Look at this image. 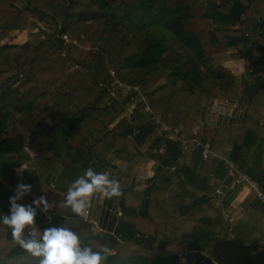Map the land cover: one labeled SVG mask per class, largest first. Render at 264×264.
<instances>
[{"label": "trees", "instance_id": "trees-1", "mask_svg": "<svg viewBox=\"0 0 264 264\" xmlns=\"http://www.w3.org/2000/svg\"><path fill=\"white\" fill-rule=\"evenodd\" d=\"M262 14L264 0H0V29L31 30L41 20L52 30L39 44H0V215L16 183L25 181L33 188L23 203L45 195L65 206L44 212L41 205L32 230L71 226L83 245L110 249L105 264L248 262L250 245L230 238L235 225L225 223L216 196L205 193L216 175L222 180L214 189L222 185L226 195L233 180L224 162L203 158L195 142L184 148L183 140L210 142L264 190ZM58 24L79 41L65 56L53 40ZM241 43L250 45L248 68L235 73L216 56ZM115 78L140 86L148 114H129L131 91L111 95ZM201 94L231 102L249 95L245 121L197 127ZM153 118L179 127V138L155 134ZM147 139L157 166L139 188L131 161ZM118 161L126 167L111 178L125 196L122 219L114 233H96L64 204L67 188L54 182V170L61 168L59 177L71 184L88 167L107 175L121 169ZM242 203L256 209L262 202L250 192ZM246 231V241L264 240L263 231ZM0 264H39L2 224Z\"/></svg>", "mask_w": 264, "mask_h": 264}, {"label": "crops", "instance_id": "crops-1", "mask_svg": "<svg viewBox=\"0 0 264 264\" xmlns=\"http://www.w3.org/2000/svg\"><path fill=\"white\" fill-rule=\"evenodd\" d=\"M259 26L264 32V14H262L259 19ZM6 30L21 31L22 34L20 35L19 39H24V42L39 44L45 38L44 31L41 28H38V26L31 30ZM249 51L250 45L241 43L239 45H234L224 53L218 54L216 56V60L219 63L229 67L235 73H246L248 68L247 54ZM248 77L252 81H254L256 78V76L250 74L248 75ZM250 102L251 100L249 95H245L241 99L231 102L223 101L218 98H208L205 94H201L196 100V106L201 109L199 122H201L202 125L205 124L215 126H224L233 123L241 124L246 119L250 107ZM129 104H131L132 106L129 114H134L137 118H142L141 115H146L149 113L145 108V101L141 100L139 97L131 100ZM154 133L160 134L158 131H155ZM262 138H264V132L259 136L260 140ZM151 142L152 139H147L141 147V152H139L131 161V163L137 167L136 171L138 176L137 181L139 184V188H144L146 186V178L148 176H152L155 173V168L157 166L156 159H154L153 156L149 153V146ZM252 156H255L254 152ZM116 163L117 165L120 164L119 167L122 168L120 169L115 167L112 170H105V172L110 173L108 174L109 177H111L112 173L113 177H115L116 175H118L117 172H119L120 170H124L126 167L120 161ZM98 167H101L100 170H104L103 166L100 165ZM222 169L225 171L223 165ZM61 172V168L55 169L53 175L54 178L52 179L54 180V182L58 183V185L67 188L70 185V182L59 177ZM224 174L226 175V173ZM140 178L142 180H140ZM211 180V190L206 191L205 193L211 194L213 196L215 186L218 185L222 179L220 180L216 175H214ZM247 194L248 192L243 186H240L237 189L232 182L228 187L225 195L226 197L224 198V201L228 200L229 202H227L225 206H218L223 208L222 214L225 223H232L235 225L234 230L236 229V233L234 230L231 231L230 238L238 239L242 244L250 245V249L248 252V262H242V264H264V240L260 242H255L254 240L246 241V238L243 234L246 230L248 231L253 229H258L264 232V203H260V207H256V209L259 208L261 210V213L260 211H256V209L252 205L244 207L242 202L245 200ZM124 200L125 196L122 190L120 191V194L118 196H113L111 198H102L99 193H96L90 200V204L87 209L88 211L84 216L81 217L91 224L94 232L96 233H114L117 230L122 219V216L119 215V211L123 209ZM51 207L55 211L61 212L65 210V206L60 203H53L51 204ZM123 217H125V215ZM263 232L258 233V235H264Z\"/></svg>", "mask_w": 264, "mask_h": 264}, {"label": "clouds", "instance_id": "clouds-1", "mask_svg": "<svg viewBox=\"0 0 264 264\" xmlns=\"http://www.w3.org/2000/svg\"><path fill=\"white\" fill-rule=\"evenodd\" d=\"M24 168L21 165V171ZM32 188L30 182L18 181L13 194L8 197V210L0 215V224L8 227L19 246L38 257L39 264H105L110 249L93 250L91 246L83 245L80 235L71 226L49 224L39 234L32 230L37 224V209L42 205L43 211L48 212L51 207L45 195L23 203ZM120 191L117 179L88 167L67 187L63 202L72 213L84 216L94 194L111 198L118 196Z\"/></svg>", "mask_w": 264, "mask_h": 264}, {"label": "built area", "instance_id": "built-area-1", "mask_svg": "<svg viewBox=\"0 0 264 264\" xmlns=\"http://www.w3.org/2000/svg\"><path fill=\"white\" fill-rule=\"evenodd\" d=\"M38 28H41L45 34L47 33H52V30L48 29L44 23V21L39 20L38 21ZM236 27V26H235ZM55 28V32L53 33V40L56 43H59V45L61 46V53L62 55H67L68 53V49L70 46L72 45H79V41L77 38H73L68 32L62 31V24H58L57 26L54 27ZM80 64L79 63H75V67H79ZM111 74L114 76V71L111 70ZM109 89L111 90V95H119L118 92L120 90H122L121 92H128L131 91L132 93H134V95L131 97V100L136 99V97H139L141 100L145 101L146 104V96L143 93L142 89L140 88V86H127L125 85L122 81L118 80L117 78H115V81H113L109 86ZM132 108V106H131ZM146 110L150 111L149 106L146 104ZM129 112V109H128ZM155 125V131H158L160 134L170 131V138L172 140H177L179 138L180 135V128L179 127H171L170 125L163 123L161 120L159 119H152ZM200 125H202L201 122L198 123L197 127H199ZM191 141V142H195V144L199 147H201L202 149V156L203 158H209V157H218L220 158V160H222L226 166L227 169V176L228 178H231L233 180V184H240L242 185L248 193L253 192L257 195V197L260 199V201L262 203H264V190L261 187V185L259 184V182L254 179L247 171H245L242 168H239L237 166V164L235 163V161L233 159L230 158H225L222 155L216 154L212 148H211V144L208 141L205 140H200V139H196V138H191V139H184L183 140V146L184 148L186 147V144ZM176 167L172 166L171 170H174ZM213 195L216 196L217 198V205H222V200L223 197L225 195V190L223 188V186H219L215 189V191L213 192ZM88 211V210H87ZM99 232V231H97ZM184 254H186L184 252ZM211 264H221L220 262L216 261V260H212Z\"/></svg>", "mask_w": 264, "mask_h": 264}, {"label": "rangeland", "instance_id": "rangeland-1", "mask_svg": "<svg viewBox=\"0 0 264 264\" xmlns=\"http://www.w3.org/2000/svg\"><path fill=\"white\" fill-rule=\"evenodd\" d=\"M50 33H47V34H50ZM21 34H22V32L21 31H17V30L8 31L6 29H0V44L9 43V42H12V43H23L24 39H19ZM45 37H46V34H45ZM19 171H21V169Z\"/></svg>", "mask_w": 264, "mask_h": 264}]
</instances>
